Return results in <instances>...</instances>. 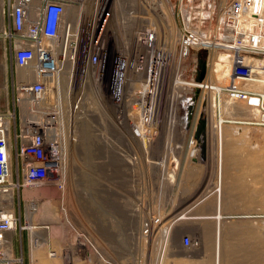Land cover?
<instances>
[{
	"label": "built area",
	"instance_id": "obj_1",
	"mask_svg": "<svg viewBox=\"0 0 264 264\" xmlns=\"http://www.w3.org/2000/svg\"><path fill=\"white\" fill-rule=\"evenodd\" d=\"M118 1L8 0L11 30L6 32V37L10 39L13 58L22 76L17 85L16 108L0 113V264H23V259L15 255L10 235L18 228L20 219L15 210L16 198H22L27 185L56 179L65 153L62 141L74 133L68 127L70 119L87 118L88 109L83 102L86 85L93 84L97 98L99 95L101 98L102 89L107 91L108 98L115 102L113 114L107 117L117 125L119 66L122 65L121 75L128 65L136 67L135 78L139 81L130 95L128 108L129 111L144 108L148 142L160 135L158 115L163 109L167 76L180 73L186 92L189 89L191 94L195 90L202 101L201 109L205 102L211 111L209 94L216 86L204 82L206 69L204 78L198 82L184 79L185 70L175 71L177 61L183 64L194 50L207 51L205 67L212 50L227 55L231 71L228 84L217 93V108L221 111L225 97L227 105L228 101L232 102L230 106L243 117H226L225 123L264 128V0H227L217 30L212 25L217 16L216 0H120L123 6ZM172 13L180 37L175 46L167 41L168 32L165 37L161 32L162 20L170 29L167 16L170 20ZM139 21L145 22L140 28ZM127 34H131L128 45L115 41L127 39ZM136 37L141 49L135 43ZM65 72L70 76L68 92L59 93L58 102H53L60 88V75ZM171 79V85L182 89L177 86V80ZM253 84L261 85L262 90L248 88ZM123 91L126 92L125 81ZM184 99L187 102L189 97ZM66 102L69 114L75 110L72 116L67 115V120L64 114L58 116L62 110L65 113ZM240 102L243 104L238 105ZM22 105L31 112L32 118L27 121L20 116ZM80 114H83L81 118ZM128 118L132 121L129 113ZM193 123L186 121L184 129L189 135L187 142L198 154L200 126L205 121L198 120L195 131ZM20 229L27 228L20 224ZM194 245L193 238L184 235L182 246Z\"/></svg>",
	"mask_w": 264,
	"mask_h": 264
},
{
	"label": "rangeland",
	"instance_id": "obj_2",
	"mask_svg": "<svg viewBox=\"0 0 264 264\" xmlns=\"http://www.w3.org/2000/svg\"><path fill=\"white\" fill-rule=\"evenodd\" d=\"M226 1L216 0L217 16L212 21V25L216 28L219 27L220 9L226 4ZM172 16L174 17L173 13ZM174 19L176 23V16ZM144 23L139 21V28ZM223 28L224 25L221 30ZM161 32L164 33V37L165 32H168V38L171 37L169 30H166L165 27H163V31ZM171 41L173 40L169 38L168 42L170 43ZM206 58V50H194L191 56L183 62L185 65L184 79L200 81V76L202 74L204 75L202 64H205ZM206 79H208V72ZM171 80L169 77L165 82L167 86L163 95V109L159 114L163 115L161 116V124L158 127L160 135L159 137L155 136L152 139L154 141L151 142L146 140V130L141 129L138 125L131 126V121L128 118L129 113L131 116L130 119L137 124L135 118L145 111L143 107H141L142 111L140 108H135L132 111H129V108H127L119 117V127L114 123V119H107L105 116L106 113L104 115L103 127L100 118L101 108L97 98L94 97V94H91V103L87 107L88 110H86L88 117H83L81 121L76 120L74 122L76 130L74 138L78 137L77 132H79V140L77 142H69L65 145L66 150L63 155V166L60 167L61 169H59V174L56 179H51L34 188H27L29 190H36L46 186L51 187L43 190L37 197L32 199L26 197L28 199V223L35 219L34 214H30L29 209L31 207L33 210L42 207L45 214L47 212L49 213L48 217L47 215H44V217L38 216L37 220L39 222H51L53 220L60 222V224L53 225L51 228L50 234L53 241V250L50 248L47 249L46 256L49 253H56L58 246L59 248L64 246L71 252L69 259L74 264H79V245L81 238L79 222L83 214L82 212L85 213L89 205L93 209L100 210L102 217L113 220L115 228L117 227L121 238L124 235L130 236L129 251H127V254L120 256L117 262L115 259L105 258L104 264H189L191 262L187 261L189 259L188 255H192L190 252L194 250L195 245L191 248L183 247L182 238L184 235H190L196 245L199 243L193 233L195 232L196 220L193 218L183 219L191 224V227H188L183 226L181 217L185 213L187 217L192 215L191 213L193 212L191 210H193V205L198 202L200 196L202 197L207 194L206 190L208 191L210 189L205 186L208 184L207 181L209 183L212 182V186H215L214 189H216V177L222 165L218 140L216 135H214L217 118L219 120L222 117L223 119L226 117L238 119L242 117L240 116L242 113L231 108L232 106L224 108L222 104L225 110L221 109L223 111L221 114V111L218 109L217 116V114L212 113L214 106L211 101V111L205 102L201 109L202 101L199 99L196 91L193 90V93L190 94L188 89L187 93L186 87L182 85V82H180L183 91L182 95H188L187 97H189L188 100L190 101H185L184 98L187 97H180L176 105L178 107L177 110L174 112L169 110L165 112L167 110L165 104L166 89L168 90L169 86L168 92H171ZM213 80L220 88L226 86L229 81L227 76H221L219 79L215 77ZM90 88L94 89L93 84L86 85L84 97L88 93H91ZM64 89H66V77L61 78L60 91H57L55 95H59V93L64 95ZM194 92L196 97L194 96ZM199 100L200 102L198 104ZM54 101H57V98H54ZM130 101V99L126 101L127 106ZM66 104L68 105L67 102ZM67 105L66 109H68ZM229 108L230 110H228ZM17 109L19 110V108ZM170 109L172 110V107ZM229 111L232 113L228 115L226 112ZM23 113L26 114L27 112L20 113V116L23 117ZM43 113H45V110H43ZM63 114L67 120L66 111L64 113L62 110V113H58V116H62ZM110 115L108 113V116ZM82 116L83 114H80V118ZM46 118L45 116L44 119ZM200 119L204 120L205 124L208 121V127L206 126L204 128L205 124H203V127L200 126L201 140L199 141V153L195 154L194 148L187 142L189 135L185 133L184 128L186 121L191 124L194 122L193 129L195 131V126ZM225 120L229 121L231 119ZM226 124L238 127L249 126L230 122ZM188 126L190 127L191 125L189 124ZM186 130L189 133L187 127ZM183 139H186V141ZM261 146L264 148V141ZM72 148H74V159H72L71 155ZM193 156L196 157L194 158ZM234 163L236 162H231L232 166H230V171L227 168L230 163L223 168L224 181L228 186L227 191L230 190L226 193L228 198L226 202L230 207L225 209L226 216L223 223L248 222L241 226L245 231H250H247V233L243 232L244 234L240 233L233 240L228 239L227 241H223L225 248L221 264L233 263L231 261V258L235 256V248L232 247L233 245L236 246V254H238L234 257L236 260L244 259L248 255V248L250 256L253 254L256 258L262 257L264 253V221L259 220L264 217V202L257 198L249 201L251 194L249 191H245L249 188L250 192L255 191L253 193L257 196L259 186L264 191V178L261 185H252L250 176H241L236 179L241 181V186L246 184V189L244 190L239 187L238 183L232 188L228 183L231 181V178L228 177L234 172H238L235 168L236 166H233ZM212 166L214 168V176L211 175L213 170ZM263 173L264 164L259 175L262 176ZM53 182L55 186H53ZM90 184L93 186H104L106 188H117L118 192H114V194L118 197L116 195L113 197L111 193L104 191L101 193L103 199L97 205L90 201L86 203V196H90V193H83L81 189ZM81 196L83 197L81 198ZM29 200L32 202H29ZM197 210L198 207L196 208ZM245 219L250 220L245 221ZM32 232L35 238L34 231ZM38 234H41V232ZM33 237H31L32 253L35 261H37L34 255L35 245L33 243L39 242V240L33 239ZM204 237V242H200L210 249V245L214 243V238L212 241L210 238H207L208 236L206 234ZM178 254L183 256V259L177 258L176 255ZM214 255L210 257L209 264H211V259L212 264H214ZM56 260L58 261L59 258Z\"/></svg>",
	"mask_w": 264,
	"mask_h": 264
},
{
	"label": "crops",
	"instance_id": "obj_3",
	"mask_svg": "<svg viewBox=\"0 0 264 264\" xmlns=\"http://www.w3.org/2000/svg\"><path fill=\"white\" fill-rule=\"evenodd\" d=\"M10 30L11 23L8 15V0H0V113L6 112L7 110H14L16 108L17 85L22 76V71L16 65L13 58L10 39L6 37V32H9ZM249 127L250 128L243 130L242 128L238 129L239 131L237 130V133L244 135L245 138L247 137V140L245 142H241V147L244 148L245 152H243V156H236V160H234L236 163H234L233 166H236L235 168L238 170V172H234L233 174L240 177L250 176L252 185H261V182L264 178V173L262 176L259 175L264 164V148L261 146L264 141V128L259 126ZM253 150H258V152L254 153ZM230 166H232L231 162L227 167L229 171L231 169ZM212 169L211 175L214 176L215 174L213 166ZM207 183L205 186L207 188L209 187L210 189L208 191L206 190V195L202 197L200 196V199L195 204L196 206L193 205V213H191L193 215L192 218H195L194 220H196L195 232L193 233L195 234V238H197L199 243L197 245L195 244L194 250L190 252L192 255L195 253V256L193 257V261H191L189 264H209V259L213 254H215V264L218 248V251L220 252L221 263L225 248L223 241H227L228 239L233 240L235 236L239 235L240 233L244 234L247 233V231H250H245L241 226L248 222H238L232 224L223 223L226 216L225 209L230 207V205H228L226 202L228 199L226 196V193H228L227 190L225 191V197L223 199L221 212L222 217L220 216L221 219L217 217L215 211V186H212V182L209 183L207 181ZM53 186H55L54 182ZM240 187L245 190L247 185L245 184ZM104 191L111 193V195L114 197V195H116L114 192H118V189L109 187L106 188L99 185L93 186L92 184L86 185L85 188L81 189V192L83 193H90V196H86V203L90 201L96 205L98 202L102 201L103 198L101 193ZM245 191H249L251 194L249 201H252L253 198H257L264 202V191L263 189L261 190L260 186L257 190V196H255L253 193L255 191L250 192L249 188ZM82 197L83 196H81V198ZM27 200L28 199L25 196V192L24 195L22 194V198H16L15 210L18 218L20 219L18 221V228L10 232V235L13 238L15 255L23 259V264H42L35 261L32 253L31 237H33V232L30 230V228L25 230L20 229V224L28 225ZM29 202L32 201L29 200ZM197 207L198 210L196 211ZM82 213L83 214L81 215L79 222L81 232L79 245V264H104V260H106L105 258L111 260L115 259L117 262L120 256L127 254V251H129L130 236L124 235L121 238L119 236L118 229L117 227L115 228V224L111 218L102 217V212L100 210L93 209L89 205L86 208L85 213ZM249 220L250 219H245V221ZM259 220L264 221V217ZM56 224H60V222L54 220L51 222H39L37 220L35 222V226L39 229L38 233L41 232L40 236H35V239H44L43 236L45 233V235L48 237V249L50 248L51 250H53V241L51 239L50 233L51 228ZM205 234L208 236L207 238H210L211 240L214 238V243L210 245V249L209 247H205L202 243L200 244V237L205 240ZM218 238L221 241L220 246H218L217 243ZM232 247L235 248V256L238 255L236 254V246L233 245ZM69 256L71 257V255H69V251L64 253L63 264H74V262L69 259ZM176 256L177 258L183 259V256L179 254ZM234 257L231 258L233 263L230 262L229 264H264V253L262 257L256 258L253 254L250 256L249 248L248 255L245 256L244 259L236 260ZM211 260L210 263L212 264Z\"/></svg>",
	"mask_w": 264,
	"mask_h": 264
},
{
	"label": "bare ground",
	"instance_id": "obj_4",
	"mask_svg": "<svg viewBox=\"0 0 264 264\" xmlns=\"http://www.w3.org/2000/svg\"><path fill=\"white\" fill-rule=\"evenodd\" d=\"M118 5L119 6H123V4H122V2L120 0L118 1ZM165 7L166 6L163 5L164 10H165ZM224 7H225V4L220 9L221 10V13H222V8H224ZM121 13H123V11H121ZM117 19L119 20L118 14H117ZM167 20H168V22H170V25H171L170 26V29H169V26L168 27L165 26L166 21L162 20V22L164 24V27L168 28L169 33L171 34V37H169V38L171 40H173V41H171L170 44L172 46H175L176 43L180 39V37L178 38V35L176 34L177 33V27L175 25V19H174V17L171 14L170 20H169V18H167ZM172 26H173V28H172ZM216 30H217V28H216ZM161 31H163V28H161ZM172 31H173V33H172ZM136 34H138V32H136ZM126 36H128V39H126V38H121V39L119 38L118 39L117 38V39H115V41H117V42L122 41L126 45H128L129 42H130V39H131V34H127ZM169 38L167 37V41H169ZM135 43H137V46L140 48V46L138 44L139 43V38L138 37L135 38ZM123 53L126 55V51H124ZM212 54H213V57L212 58L210 57V62L205 67L206 73L208 72V79H206V77H205L204 78L205 79L204 82L205 83H208L209 85L210 84H213V85L216 86V89L212 91L211 95L209 94V101H211L212 105L214 106V110L212 111V113L215 114V115L217 114V116H218L217 93H218V91H221L223 87L222 88L218 87V85H216L214 83L213 78L216 77V79H219L221 76H227V79H228V75L230 74V71H231V66H230V64L228 62V58H227V55L225 53H223V52L217 53L215 50H212L211 51V56H212ZM121 66H119V70H118V76H121V78H120V81H119V87L117 88V91H116V97L117 98L115 99L117 101L116 102V105L118 106V108L116 109V114H117V127H119L118 126L119 117L128 108L126 101H128L130 99V93H132L134 91V89L136 87V84L139 81V79H136L135 78V76H137L135 74L137 72L135 66H132L130 64V65H128L127 69L125 68L126 66H124L125 69H124L122 75L120 74L121 73ZM174 66H175V61H174ZM184 66H185L184 63L179 65V62L177 61L176 66H175V71L179 69L182 72L184 70ZM179 74L180 73H178L177 76H173V79L174 80H177V83H179V84H177V86H180L181 87V85H180L181 76ZM60 76H61V78L62 77H66V89H64L65 90V95H66L67 92H68V85H69V78H70L69 72H65V74L63 73ZM169 77H170V80H171V77L172 76H168L167 80L169 79ZM124 81H125V90H126V92L123 91ZM182 85H183V83H182ZM171 86L174 87V90L171 88V92H168L169 86H168V90L166 89V94L167 95L165 97V99H166L165 100L166 101L165 104H166L167 110H165V112H168V110L171 111V112L176 111L177 108H178V107H176L177 101L180 99V97H183L184 96V95H182V93H183L182 89H181V92H180V89H178V87H175L174 84H172ZM248 88H251V89H254V90H262V86L261 85L259 86L258 84H253V85L249 86ZM94 90L95 89H93V88L91 89L90 88L91 93L90 94L88 93L89 96L87 94V96H85L84 99H83V102L84 101L86 102V106L87 107L91 103L90 102V100L92 99L91 98V94L92 95L94 94V97L97 98L96 93L94 92ZM58 91H60V88H59ZM106 92L107 91H105V90L102 89V91H101V95H102L101 98H100V95L97 98L98 103H99V106L102 109L101 112H100V115H101L100 118H101V123H102V126L103 127H104V120H105L104 115L107 113L105 115L107 117L108 113L113 114V106L115 105V102L112 101L111 98H108ZM206 93L207 92L205 91V94ZM56 96L58 98V96H60V95H58V94L55 95L54 96L55 99H56ZM83 102L78 98V103H82V107H84ZM228 103L229 104L227 105L226 98L224 97V101H222V104H223L224 108L225 107H231L230 104H232V102L228 101ZM222 104H221V106H222ZM241 104H243V102H240L238 105H241ZM223 106L221 108H222V110H225V109H223ZM170 107H172V110L173 111L170 109ZM231 108H233V106ZM228 110H230V108ZM141 111H142V109H141ZM22 112H27L26 114L23 113V117H22L23 121H25V119L27 121V119H31L32 118L31 115H30L31 112L29 110H27V106L22 105ZM74 112H75L74 108L70 111V114H69V109H66V113H67L68 116H72ZM226 113L229 115V113H232V112L229 111V112H226ZM85 114H87V111L86 110H85ZM40 116L41 115H38V119H40ZM158 116H159V119H161V116H163V115H158ZM240 116L243 117V115H240ZM107 119H108V117H107ZM135 119L137 120V124H135L133 121H131V126L138 125L141 129L147 130V128H146L147 125L144 122V119H145V111H143L142 114H139L137 116V118H135ZM76 120H78L77 117H76V119L73 118V120L71 118L70 119L71 124H68L69 129H72L74 131L73 134H75V135H76V130H75V127H74V122ZM63 121L66 122L65 119H63ZM224 122L225 121H224L223 117L220 120H219V118H217L216 130L214 131V135H216L217 140H218L219 151L221 153V159H222V165H221L220 171H218L217 177H216V179H217L216 184L217 185H216V189H215V191H216L215 192V196H216L215 197L216 198L215 211H216V215H217L218 218H220V216H221L223 199L225 197V191L228 189L227 183L224 181V171H223V168L228 163L234 162V160H236L235 158H236L237 155L238 156H243V152H245V151H244V148L241 147V142H245L247 140L246 139L247 137L245 138L244 135H242L240 133H237V130L238 129H241V128H242V130L243 129H246V128H250L249 126L238 127V126H233V125H227L226 123L224 124ZM160 124H161V122H160ZM160 124L158 123V127H159ZM78 133L79 132H77V136H78L77 138H72V135H73L72 134L69 139H66L65 141H62L63 151L66 150V148H64V147H66L65 145L67 143H69V142H77L79 140L80 135ZM73 151H74V148H72V150H71L72 159L75 158ZM253 151H254V153H257L258 152V150H253ZM59 165H60V167L63 166V156H62V158H61V160L59 162ZM228 178H231V181H229L228 183L231 185L232 188L237 183H238L239 187L241 186V181L238 180V179H236V178H240V176H235L234 174H231ZM39 185L40 184H38V185H27L25 187L26 190H24L25 191V196L27 198H31L32 199L34 197H37L39 194H41L43 190L48 189V187H50V186H46L44 188L36 189V190H32V189L29 190V189H27V188H34V187H37ZM229 189H231V188H229ZM29 211H30V214H34V216H35L34 218L35 219H34V221H31L30 223H28V225H26V226H27V228H30L31 231H34V235L36 237H38V236H40V234H38V232H39L38 230L39 229L35 226V222L38 219L37 217L38 216L44 217V215H47V217H48L49 213L47 212V214H45L43 212V208L42 207H40V208L38 207V209H35V210H33L32 207H31L29 209ZM185 215H186V213L182 215V217H181L182 220L183 219L187 220L188 218L191 219L193 217V216L187 217V215L186 216ZM182 220H181V222H182L183 226L191 227V224L190 223H187L185 220H183V221ZM165 233H166V230H165ZM219 235H221V234H219ZM43 237H44V239H42V241H40L38 239L39 242H36V243L34 242L33 243V245H35L34 255L37 258V262L38 263H42V264H58V262H59V264H63L64 263V261H63L64 260L63 259L64 258V253H65V250L68 249V248H66L64 246L62 248H59V246H58V250H60V251L57 250L56 253H49V255L46 256V251H47L48 246H49V244H48V237L45 234H44ZM33 239H35V238L33 237ZM203 240L204 239L202 237H200V241L201 242H204ZM220 242L221 241L218 238V242H217L218 243V246H220ZM218 250H219V248L217 249L216 263L215 264H221L220 263V252ZM67 251H69V255H70L71 254L70 250L68 249ZM194 256H195V253L193 255H188V258L189 259L187 261H193V257ZM58 258H59V260L57 261L56 259H58ZM160 264H162V263H160Z\"/></svg>",
	"mask_w": 264,
	"mask_h": 264
},
{
	"label": "water",
	"instance_id": "obj_5",
	"mask_svg": "<svg viewBox=\"0 0 264 264\" xmlns=\"http://www.w3.org/2000/svg\"><path fill=\"white\" fill-rule=\"evenodd\" d=\"M202 70H203V72L205 70V64L204 63L202 64ZM202 78H203V74L200 76V79H202Z\"/></svg>",
	"mask_w": 264,
	"mask_h": 264
},
{
	"label": "flooded vegetation",
	"instance_id": "obj_6",
	"mask_svg": "<svg viewBox=\"0 0 264 264\" xmlns=\"http://www.w3.org/2000/svg\"><path fill=\"white\" fill-rule=\"evenodd\" d=\"M101 171H103V170H101Z\"/></svg>",
	"mask_w": 264,
	"mask_h": 264
}]
</instances>
